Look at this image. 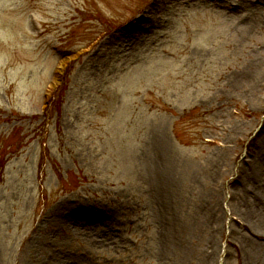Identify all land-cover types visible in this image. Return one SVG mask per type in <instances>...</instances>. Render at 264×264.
<instances>
[{
    "label": "rangeland",
    "instance_id": "374dc122",
    "mask_svg": "<svg viewBox=\"0 0 264 264\" xmlns=\"http://www.w3.org/2000/svg\"><path fill=\"white\" fill-rule=\"evenodd\" d=\"M0 264H264V0H0Z\"/></svg>",
    "mask_w": 264,
    "mask_h": 264
},
{
    "label": "trees",
    "instance_id": "16d2710c",
    "mask_svg": "<svg viewBox=\"0 0 264 264\" xmlns=\"http://www.w3.org/2000/svg\"><path fill=\"white\" fill-rule=\"evenodd\" d=\"M69 74H70V70L67 69L66 72H65V76H64V78H63V82L66 83V81H67V77L69 76ZM65 88H66V86H65V84H64V85H61L60 88H58V89H56V90L54 91L52 97H53V99H54L55 101H54V100H53V101H52V100L50 101L49 105L52 106V108L49 109V111H50V110H53V107H56L57 109L60 107L61 101H59V100L61 99V97H62V93H63V91L65 90ZM58 101H59V102H58Z\"/></svg>",
    "mask_w": 264,
    "mask_h": 264
},
{
    "label": "bare ground",
    "instance_id": "6f19581e",
    "mask_svg": "<svg viewBox=\"0 0 264 264\" xmlns=\"http://www.w3.org/2000/svg\"><path fill=\"white\" fill-rule=\"evenodd\" d=\"M156 171L158 172V169H156ZM169 178V175H166L165 170L162 168L158 173L157 181L160 182L163 192H167L169 189L171 190V188L174 186V182Z\"/></svg>",
    "mask_w": 264,
    "mask_h": 264
}]
</instances>
